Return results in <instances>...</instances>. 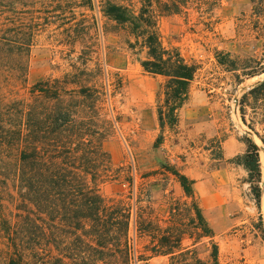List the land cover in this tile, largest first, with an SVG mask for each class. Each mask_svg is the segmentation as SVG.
I'll list each match as a JSON object with an SVG mask.
<instances>
[{"label":"trees","instance_id":"16d2710c","mask_svg":"<svg viewBox=\"0 0 264 264\" xmlns=\"http://www.w3.org/2000/svg\"><path fill=\"white\" fill-rule=\"evenodd\" d=\"M44 1L0 0V264H138L154 257L176 264H219L216 237L195 182L181 170L165 165L154 174L161 176L163 192L168 182L177 184L179 197L170 191L156 202L150 184L137 187L133 180L127 196L106 200L100 195L98 185L112 172L103 144L119 122L112 117V101L122 83H110L94 62L97 42L82 46L70 72L35 83L28 98L12 97L10 89L26 82L31 51L48 22L40 11ZM99 2L95 9L122 36L141 71L163 80L155 99L161 134L153 149H158L164 130L177 132L190 85L202 69L201 62L163 45L158 21L181 15L192 0H140L139 8ZM251 3L255 28L264 30V0ZM215 59L238 84L240 78L264 74L261 63L251 58L217 52ZM247 95L264 97V79ZM256 138L261 147L250 139L234 163L246 173L259 209L264 139ZM256 229L264 244L261 224Z\"/></svg>","mask_w":264,"mask_h":264},{"label":"rangeland","instance_id":"374dc122","mask_svg":"<svg viewBox=\"0 0 264 264\" xmlns=\"http://www.w3.org/2000/svg\"><path fill=\"white\" fill-rule=\"evenodd\" d=\"M45 0L40 10L48 19L31 51L26 82L10 89L12 97L28 98L30 88L47 78H59L71 71L82 46L97 42L94 62L104 68L110 83L120 81L122 89L112 101V117L119 122L103 148L110 158L111 176L98 185L104 199L128 195L131 180L136 186L150 184V196L160 202L172 191L170 181L161 191L162 166L181 170L195 182L194 189L204 218L215 234L219 264H264V244L258 232L264 229V202L257 209L251 198L247 175L234 163L246 152L248 141L264 139V97L244 96L264 74L240 78L216 65L217 52L231 59H253L264 68V30L255 28L251 0H192L179 16L160 18L158 32L164 46L178 48L187 58L201 62V71L190 85V96L180 112L176 133L164 130V141L153 145L160 128L155 99L162 79L145 75L125 50L122 36L95 9L99 1ZM139 8L140 0H110ZM168 2V0H162ZM93 68V66H91ZM238 74V73H237ZM264 189V151H259ZM263 203V204H262ZM260 218L262 222H260ZM176 264L165 257L146 263Z\"/></svg>","mask_w":264,"mask_h":264},{"label":"water","instance_id":"95a60500","mask_svg":"<svg viewBox=\"0 0 264 264\" xmlns=\"http://www.w3.org/2000/svg\"><path fill=\"white\" fill-rule=\"evenodd\" d=\"M253 141L257 144V146L261 147V143L257 138L253 139Z\"/></svg>","mask_w":264,"mask_h":264},{"label":"bare ground","instance_id":"6f19581e","mask_svg":"<svg viewBox=\"0 0 264 264\" xmlns=\"http://www.w3.org/2000/svg\"><path fill=\"white\" fill-rule=\"evenodd\" d=\"M264 186V185H263ZM262 199H264V189H263V193H262V196H261ZM264 202V200H263ZM263 204V203H262Z\"/></svg>","mask_w":264,"mask_h":264}]
</instances>
